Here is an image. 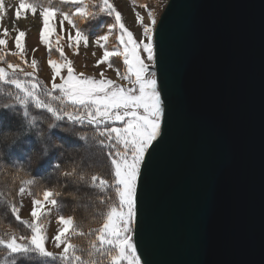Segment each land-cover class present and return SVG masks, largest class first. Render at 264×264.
I'll return each instance as SVG.
<instances>
[{
    "label": "water",
    "instance_id": "water-1",
    "mask_svg": "<svg viewBox=\"0 0 264 264\" xmlns=\"http://www.w3.org/2000/svg\"><path fill=\"white\" fill-rule=\"evenodd\" d=\"M161 136L137 178L144 264H264V0H167Z\"/></svg>",
    "mask_w": 264,
    "mask_h": 264
},
{
    "label": "snow or ice",
    "instance_id": "snow-or-ice-1",
    "mask_svg": "<svg viewBox=\"0 0 264 264\" xmlns=\"http://www.w3.org/2000/svg\"><path fill=\"white\" fill-rule=\"evenodd\" d=\"M59 5H67L69 11H62L52 0H49L47 6L40 4V0H28L27 3L26 0H20L19 9H28L33 13L37 8L42 9L39 15L43 18L44 27L40 38L49 50L54 45L45 39V29L49 28V17L55 13L58 12L62 17L61 25L66 20L75 29V36L71 32L68 36L70 47L73 40L77 44L82 40L87 44V35L80 29L77 20L86 22L101 14L114 17V23L108 26V33L97 37V42H106L112 30L118 29L117 39L123 49L115 47L109 51L105 43H101L100 47L105 48V51L97 64L108 62V67L112 68L113 63L109 62V58H122L125 70L121 72L116 69V72L128 84L104 79L103 73L99 80L84 73H76L72 62L66 60L60 47H56V51L61 59L48 60L52 70L50 87L36 76V60L33 59L28 65L32 71H26L20 63L7 62L6 68L0 67V112L7 111L17 118V122L14 126L0 123V144H6L11 153L12 147L21 137L34 135L41 143V160L48 161V167L58 179H70L77 185L89 187L105 196L109 190H113L115 199L112 196L99 197L100 204L106 205V210L99 213L102 221L99 226L89 228L87 233L82 226L77 225L73 216H58L57 220L62 227L53 239L55 246H62V250L58 253L48 251L45 247L48 237L43 218L50 215L51 208H47L45 202L59 208L57 197L61 193L49 188H44L42 192H31L30 188L37 183L36 179L25 171L19 159L13 158V183L19 181L18 194L27 192L33 197L30 211L32 219L22 220L19 207L12 200H7L11 214L30 230V235H17L15 232L0 234V255L5 257L0 260V264H17L19 259H26L30 254L49 258L48 264H144L133 240L137 216V178L146 160V153L161 136L165 111L156 74L150 71V65L155 60L153 33L157 25L156 15L153 10H148V23H144L140 14L136 13V21L143 29L142 38L136 41L110 0H59ZM89 5L95 11L89 10ZM23 35L20 32L17 36L18 49L20 36ZM60 39L56 37L57 41ZM4 43L0 39V45ZM141 52L146 53L147 62ZM11 54L22 59L19 51ZM0 62H5L3 53H0ZM61 68L67 70L66 74L61 72ZM41 125H46V128ZM77 127L90 128L91 139L99 149L105 150L102 154L110 163V179L98 173L89 174L88 169L92 163L90 160L86 162L85 158H81L78 163L74 162L70 169H62L58 158L48 159L52 150L63 147L53 142V134L56 131L68 133ZM74 135L85 145L88 144L87 132ZM3 155L0 150V161ZM28 163L31 165L30 159ZM4 195L0 191V199ZM93 235L94 239L87 241V248L72 242L73 237Z\"/></svg>",
    "mask_w": 264,
    "mask_h": 264
},
{
    "label": "rangeland",
    "instance_id": "rangeland-1",
    "mask_svg": "<svg viewBox=\"0 0 264 264\" xmlns=\"http://www.w3.org/2000/svg\"><path fill=\"white\" fill-rule=\"evenodd\" d=\"M114 5L116 10L121 14L122 23L125 27L133 34V38L139 41L142 38L143 29L140 24L136 21V13H139L143 18L144 23H148V10H153L158 21L162 10L164 9L167 0H110ZM28 1H26L27 3ZM20 0H0V39H3L5 43L0 45V52L8 54L10 61L0 62V67H7V62L20 63L21 66L26 71H32V68L28 65L31 64L32 60L37 61L36 76L43 80L46 84L51 86L50 82L52 79V70L48 64L49 59L59 61L60 54L56 51V47L62 48L64 52V57L67 61L72 62V66L76 73H84L86 76H92L95 79H101V73H103L104 79L114 80L117 84L127 85L128 82L121 80L117 76L116 69L121 72L125 70L122 58H109V62L113 63V67H108V62H102L97 64L98 60L103 57L105 48L100 47L101 43H105L107 50L112 51L115 47H120L123 49L120 41L117 39L119 35L118 29H113L111 35L106 42H97V37L94 35H87V44L82 40L77 44L75 40L72 41V46H69L68 36H75V29H72L68 22L65 20L61 25L62 17L57 12L53 16L49 17V28L45 29V39L53 43L54 47L49 50L48 45L41 41L40 32L44 27L43 18L39 15L41 8H37L36 12L33 13L28 9H19ZM141 5H146L142 7ZM47 6V5H45ZM17 9H19V15H17ZM107 31L100 35H106ZM20 32L24 35L20 36V48H17V36ZM59 36L61 39L56 40ZM138 36V37H137ZM116 40V41H115ZM115 41V43H114ZM19 51L21 57L14 56L11 53ZM142 58L146 60V53H142ZM15 58H17L15 60ZM117 59L122 61L118 65ZM27 62V63H25ZM153 65V63L151 64ZM150 65V66H151ZM66 69L61 68V72L66 74ZM59 78H57L58 80ZM0 123L6 126L10 125L8 117L0 116ZM119 126V125H118ZM58 144H62L67 147L65 140H56ZM3 159L6 153L3 152ZM32 196L28 195L27 192L23 195H19L20 211L19 215L21 218L26 220H31V201ZM47 208H51V213L49 216L43 218V223L45 225V233L48 239L45 242V247L48 251L59 252L61 248L55 246L53 237L56 235L57 230L62 227L59 224L57 217L60 216L58 213V208L53 207L45 202Z\"/></svg>",
    "mask_w": 264,
    "mask_h": 264
},
{
    "label": "trees",
    "instance_id": "trees-1",
    "mask_svg": "<svg viewBox=\"0 0 264 264\" xmlns=\"http://www.w3.org/2000/svg\"><path fill=\"white\" fill-rule=\"evenodd\" d=\"M52 3L57 4L64 12L69 11L67 5H59V0H52ZM40 4L44 6L48 5L49 0H40ZM89 10L95 11L91 5H89ZM112 23H114V17L104 14H101L97 18L89 19L86 22L77 20V24L85 34L94 36L104 34ZM113 32L115 35L114 30ZM5 61H10L8 54H5ZM116 61L118 65L121 64L122 68V61L119 59ZM0 116L8 117L10 121L9 126H14L17 122V118L12 117L7 111L0 112ZM41 127L46 128V125H41ZM65 127H68V125H65ZM85 132L89 135L87 145L75 138L74 135L75 133L83 134ZM91 135L92 130L90 128L77 127L71 129L68 133L56 131L53 134V142L58 143L56 142L57 138L61 141L65 140L67 147L63 146L52 150L48 159L55 160L58 158L62 169H70L74 162L78 163L81 158H85L86 162L90 160L92 163V167L88 169L89 174L98 173L110 179V163L107 157L102 154L105 150L99 149L96 146L95 141L91 139ZM0 150L6 153L5 158L0 161V191H3L5 194L4 198L0 199V234L15 232L17 235H30V230L15 219V216L11 214L7 205V200H12L20 208L19 181L13 183L15 173V169L11 167L13 158L19 159L24 164L25 171L36 179L37 183L31 186L30 191L36 193L38 191L42 192L44 188H49L60 192L61 195L57 197L60 204L57 210L58 213L65 217L73 216L77 225L82 226L85 233L88 232L89 228H96L102 222L99 213L106 210V205L100 204L99 197L105 196V194L83 185H77L70 179L67 181L62 178L58 179L57 175L52 173V169L48 167V161L41 160V143L35 139L34 135L21 137L12 147L11 153L8 152L6 144H0ZM29 159L31 160V165L28 163ZM21 175H24V173H21ZM107 196H112L115 199L113 190H109ZM40 198L42 199V195ZM89 239H94V235L91 237L76 236L73 237L72 242L87 248V241ZM3 259L5 257L0 255V260ZM48 259L41 258L36 254H30L26 259H19L17 264H48Z\"/></svg>",
    "mask_w": 264,
    "mask_h": 264
},
{
    "label": "bare ground",
    "instance_id": "bare-ground-1",
    "mask_svg": "<svg viewBox=\"0 0 264 264\" xmlns=\"http://www.w3.org/2000/svg\"><path fill=\"white\" fill-rule=\"evenodd\" d=\"M138 37V36H137Z\"/></svg>",
    "mask_w": 264,
    "mask_h": 264
}]
</instances>
